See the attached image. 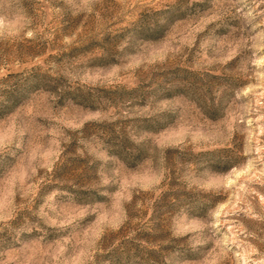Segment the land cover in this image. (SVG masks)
Instances as JSON below:
<instances>
[{
  "label": "rangeland",
  "instance_id": "obj_1",
  "mask_svg": "<svg viewBox=\"0 0 264 264\" xmlns=\"http://www.w3.org/2000/svg\"><path fill=\"white\" fill-rule=\"evenodd\" d=\"M0 264H264V0H0Z\"/></svg>",
  "mask_w": 264,
  "mask_h": 264
}]
</instances>
